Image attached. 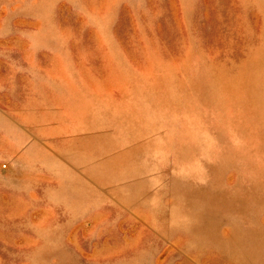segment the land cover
I'll return each mask as SVG.
<instances>
[{"label": "rangeland", "instance_id": "rangeland-1", "mask_svg": "<svg viewBox=\"0 0 264 264\" xmlns=\"http://www.w3.org/2000/svg\"><path fill=\"white\" fill-rule=\"evenodd\" d=\"M0 264H264V0H0Z\"/></svg>", "mask_w": 264, "mask_h": 264}]
</instances>
